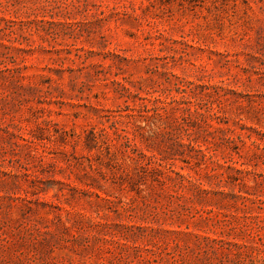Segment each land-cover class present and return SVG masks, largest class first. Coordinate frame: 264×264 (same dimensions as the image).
Returning <instances> with one entry per match:
<instances>
[{
    "label": "rangeland",
    "instance_id": "374dc122",
    "mask_svg": "<svg viewBox=\"0 0 264 264\" xmlns=\"http://www.w3.org/2000/svg\"><path fill=\"white\" fill-rule=\"evenodd\" d=\"M0 264H264V0H0Z\"/></svg>",
    "mask_w": 264,
    "mask_h": 264
}]
</instances>
